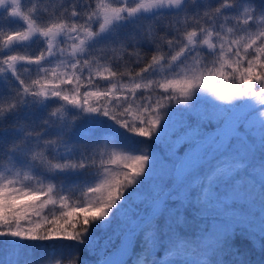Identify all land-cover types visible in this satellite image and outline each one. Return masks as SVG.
Here are the masks:
<instances>
[{
	"label": "snow or ice",
	"instance_id": "1",
	"mask_svg": "<svg viewBox=\"0 0 264 264\" xmlns=\"http://www.w3.org/2000/svg\"><path fill=\"white\" fill-rule=\"evenodd\" d=\"M0 244L264 264V0H0Z\"/></svg>",
	"mask_w": 264,
	"mask_h": 264
},
{
	"label": "rangeland",
	"instance_id": "2",
	"mask_svg": "<svg viewBox=\"0 0 264 264\" xmlns=\"http://www.w3.org/2000/svg\"><path fill=\"white\" fill-rule=\"evenodd\" d=\"M27 1V0H26ZM104 2L106 3H115V0H104ZM43 22V21H42ZM37 46V45H35ZM34 45H32L31 47L29 48H22L19 50L20 54L23 55L24 52H26V54H38V50L37 48L35 47ZM26 50V51H25ZM102 117H96V119L98 120H101L103 122V125L106 124L105 127H114V125H112V123H107L104 119H101ZM257 135H259V133L257 132L256 133ZM164 134L162 133V136ZM121 138L122 139H126V134H124L122 131H121ZM125 155L129 154V153H124ZM258 183L260 182L259 179L257 181ZM36 187H39V185H36ZM21 199H24V198H21ZM4 245L0 244V247H3ZM28 247H36L41 251V254H52L53 256L55 255H58L62 252H66L68 251V247L67 245H58V244H52L50 242H45V243H40V242H28L27 245ZM115 256H112V257H109V262L111 263L112 259L114 258ZM123 258V252L121 253V259ZM49 264H55V261H49Z\"/></svg>",
	"mask_w": 264,
	"mask_h": 264
},
{
	"label": "trees",
	"instance_id": "3",
	"mask_svg": "<svg viewBox=\"0 0 264 264\" xmlns=\"http://www.w3.org/2000/svg\"><path fill=\"white\" fill-rule=\"evenodd\" d=\"M35 46V45H34ZM36 48H37V50H38V48H39V45H37V46H35ZM26 51V50H25ZM26 54V52H24L23 53V55H25ZM25 78L27 79L28 78V76H27V74H25ZM101 119H104L107 123H111L110 121H107V119L106 118H101ZM103 126H106V124L105 125H103ZM122 131V130H121ZM122 142H129V143H131L132 141H131V138H128V137H126V139H122ZM3 245V244H2ZM65 245H67V244H65ZM32 248V247H31ZM33 248H36V247H33ZM36 249H38V248H36Z\"/></svg>",
	"mask_w": 264,
	"mask_h": 264
},
{
	"label": "water",
	"instance_id": "4",
	"mask_svg": "<svg viewBox=\"0 0 264 264\" xmlns=\"http://www.w3.org/2000/svg\"><path fill=\"white\" fill-rule=\"evenodd\" d=\"M121 260V254L120 255H116L110 264H119V261Z\"/></svg>",
	"mask_w": 264,
	"mask_h": 264
},
{
	"label": "flooded vegetation",
	"instance_id": "5",
	"mask_svg": "<svg viewBox=\"0 0 264 264\" xmlns=\"http://www.w3.org/2000/svg\"><path fill=\"white\" fill-rule=\"evenodd\" d=\"M25 4L27 5V1L25 0Z\"/></svg>",
	"mask_w": 264,
	"mask_h": 264
}]
</instances>
